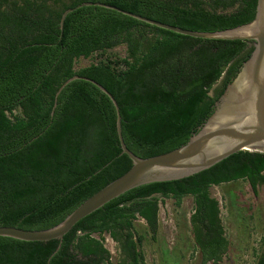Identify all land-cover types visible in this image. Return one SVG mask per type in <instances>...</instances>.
<instances>
[{
    "label": "trees",
    "instance_id": "1",
    "mask_svg": "<svg viewBox=\"0 0 264 264\" xmlns=\"http://www.w3.org/2000/svg\"><path fill=\"white\" fill-rule=\"evenodd\" d=\"M102 2L181 29L210 32L249 22L256 0H0V225L44 229L131 165L120 152L149 157L195 134L252 50L246 39L182 35ZM123 45L124 56L105 52ZM98 56L74 68L79 58ZM264 153L239 150L192 175L134 187L78 220L61 238L22 241L0 236V264H110L102 233L115 242L116 264L143 261L137 217L154 234L157 198L192 199L188 223L200 263L218 262L228 240L212 185L244 180L264 186ZM97 234L98 238L92 236ZM253 264H264V233Z\"/></svg>",
    "mask_w": 264,
    "mask_h": 264
},
{
    "label": "water",
    "instance_id": "2",
    "mask_svg": "<svg viewBox=\"0 0 264 264\" xmlns=\"http://www.w3.org/2000/svg\"><path fill=\"white\" fill-rule=\"evenodd\" d=\"M89 5L112 9L156 27L190 37L250 40L252 50L235 76L213 103L211 114L205 119L198 131L180 146L144 158L134 155L126 148L120 133V117L116 101L104 87L90 78L77 75L63 81L54 94L50 115H52L55 107L57 94L66 83L73 79H82L92 83L112 103L115 112L114 126L118 146L120 152L130 159L131 165L121 175L81 201L55 225L44 229H23L16 226L0 225V236L2 237L22 241L61 240L62 236L78 220L134 187L192 175L239 150L264 153V0H256L254 16L249 22L219 31L185 30L98 1H86L74 7L66 8L60 15L59 29L61 30L67 13L77 7ZM241 74L246 75V81L242 90L239 91L235 87ZM231 96L234 98H230ZM226 103L228 104L226 105Z\"/></svg>",
    "mask_w": 264,
    "mask_h": 264
},
{
    "label": "rangeland",
    "instance_id": "3",
    "mask_svg": "<svg viewBox=\"0 0 264 264\" xmlns=\"http://www.w3.org/2000/svg\"><path fill=\"white\" fill-rule=\"evenodd\" d=\"M105 55L122 57L124 47L118 45L107 50ZM95 58L98 56L94 54L87 58L79 57L74 61V68L86 66ZM208 192L217 200L228 247L220 261L206 264H253L254 251L264 233V186L258 185L253 192L246 181L237 180L212 185ZM154 197L158 205L155 233L151 234L138 217L133 220V229L141 236L139 250L143 261L138 264H201L188 223L192 210L191 197H182L179 205L170 197ZM92 236L98 238L97 234ZM100 237L110 253V264H116L114 242L107 233H102Z\"/></svg>",
    "mask_w": 264,
    "mask_h": 264
},
{
    "label": "bare ground",
    "instance_id": "4",
    "mask_svg": "<svg viewBox=\"0 0 264 264\" xmlns=\"http://www.w3.org/2000/svg\"><path fill=\"white\" fill-rule=\"evenodd\" d=\"M245 81H246V75L245 74H241L239 77H238V82H237V84H236V90H239V91H241L242 90V88H243V86L245 85ZM230 98H234V96H231ZM242 103H244L243 101H242ZM228 103H226V105H227Z\"/></svg>",
    "mask_w": 264,
    "mask_h": 264
},
{
    "label": "flooded vegetation",
    "instance_id": "5",
    "mask_svg": "<svg viewBox=\"0 0 264 264\" xmlns=\"http://www.w3.org/2000/svg\"><path fill=\"white\" fill-rule=\"evenodd\" d=\"M139 220H141L144 224H145V222H144V220L143 219H141V218H139ZM109 236V235H108ZM110 238V237H109ZM111 239V238H110ZM112 240V239H111ZM113 241V240H112ZM114 242V241H113ZM114 244H115V242H114ZM116 245V244H115ZM224 256V255H223ZM222 256V257H223Z\"/></svg>",
    "mask_w": 264,
    "mask_h": 264
}]
</instances>
